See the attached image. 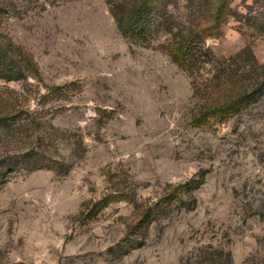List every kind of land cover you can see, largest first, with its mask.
Here are the masks:
<instances>
[{"label":"rangeland","instance_id":"rangeland-1","mask_svg":"<svg viewBox=\"0 0 264 264\" xmlns=\"http://www.w3.org/2000/svg\"><path fill=\"white\" fill-rule=\"evenodd\" d=\"M122 1L0 0V264H264V93L200 124L161 48L189 1L150 46L120 31ZM203 43L206 74L237 56L262 82L264 0H235Z\"/></svg>","mask_w":264,"mask_h":264},{"label":"trees","instance_id":"trees-1","mask_svg":"<svg viewBox=\"0 0 264 264\" xmlns=\"http://www.w3.org/2000/svg\"><path fill=\"white\" fill-rule=\"evenodd\" d=\"M188 7L196 15L189 25L187 33L173 31L172 38L161 44V48L186 71L192 79L196 95L204 100L200 116L196 119L200 124H209L212 119L225 122L234 117L245 106L256 102L264 93V80L247 84L250 74L242 66L237 65V56L221 58L216 62V69L211 75L204 72L208 59L205 57L204 41L221 34L223 23L233 14L235 0H188ZM174 0H123L117 5L112 4V11L117 19L123 35L135 43L152 45V25L160 19L165 24L172 21L170 6ZM210 60V58H209ZM3 66L10 70L7 62L1 60ZM55 87L53 91H57ZM40 153V151H37ZM9 165V164H8ZM4 171L0 170V177ZM179 184L174 194L180 193ZM113 200H119L113 195ZM155 205L150 210H158Z\"/></svg>","mask_w":264,"mask_h":264},{"label":"built area","instance_id":"built-area-1","mask_svg":"<svg viewBox=\"0 0 264 264\" xmlns=\"http://www.w3.org/2000/svg\"><path fill=\"white\" fill-rule=\"evenodd\" d=\"M34 264H67V263H51V262H48V261H39V262H36Z\"/></svg>","mask_w":264,"mask_h":264}]
</instances>
